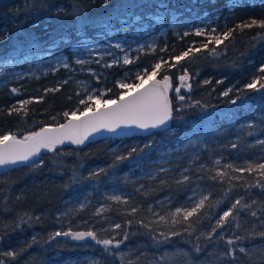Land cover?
<instances>
[{
    "label": "trees",
    "instance_id": "trees-1",
    "mask_svg": "<svg viewBox=\"0 0 264 264\" xmlns=\"http://www.w3.org/2000/svg\"><path fill=\"white\" fill-rule=\"evenodd\" d=\"M159 1L162 0H0V28L3 29L0 59L21 56L33 47L42 48L52 40L70 36L80 29L89 32L102 19L113 21L123 15H145L153 11ZM185 1L169 0L173 5ZM202 5L218 11L213 21L217 35L233 29L222 44L208 43L211 38L191 32L179 37L168 30L162 49L159 46L155 50L139 52L130 64L106 68L105 77L96 82H103L108 88V99L117 98L123 91L116 82L121 74L127 72L133 76V70L137 69L150 71L157 62L171 63L173 56L208 43V49L181 61L175 68L169 69L165 65L157 75H169L172 86H176L179 76L187 69L191 85L190 90L181 88L178 95L169 90L173 112L168 126L149 134L100 139L87 145H59L55 151L45 149L41 152L35 161L42 160V165L24 164L0 172V264H60L88 251L97 257L93 264H121L122 251L128 244L136 246L137 250L138 259L132 264H154L145 253H140L137 244L141 241L154 250L161 243L172 242L189 247L192 258L182 264H264V253L251 258L242 253L244 260L237 263L228 258L241 253L240 246L264 243V236L260 235L264 233L263 225L249 223L252 218L264 220V186L257 185L261 177L258 171L233 170L246 169L257 159H264V154L258 156V143L230 140L237 132L234 126L242 119L250 118V114L255 117L264 114V89L246 88L254 79L264 76L260 72L264 66V28L259 26V22L264 21V0H238L232 8L227 6L226 0H204ZM77 7L79 12L75 11ZM253 20L257 24L252 27H237ZM191 41L195 44H189ZM212 48H216L215 54L210 51ZM68 70L59 68L52 75L24 77L0 84V135L11 133L23 137L45 124L62 122L66 119L65 112L79 114L83 111L85 105L79 103L82 94L66 77ZM57 77L59 81L55 79ZM228 89H232L228 96L221 95ZM179 95L185 99L180 100ZM234 99L235 104L231 103ZM22 100L30 103L20 104ZM232 120L234 124L230 123ZM135 139L145 141L149 150L139 154L136 160H132L135 153L117 163L115 157L127 155L135 147L132 143ZM176 141L186 143L187 149L180 159L172 162L176 163L175 170L186 167L185 171L180 177L160 171L155 176L138 178L133 186L128 184L130 199L138 211L135 215H127L118 209L114 211L120 229L101 230L104 221L88 218L89 209L81 208L68 215L69 223L57 231L56 214L67 198L89 188L99 191L121 182V173L136 161L145 165L157 150L173 146ZM217 157L220 165H214ZM228 165H232V169ZM100 169L104 172L92 175ZM217 169L225 171L227 176L213 180ZM185 175L189 177L188 181L178 183ZM261 183L264 184V180ZM195 185L205 187L211 196L206 207L190 218L191 227L185 222L171 231H163L144 219L142 212L165 196L170 207L188 203ZM241 197L246 203L255 201L253 205L257 207L234 211L235 220L230 217L229 223L223 229H217L209 239L208 234L219 216ZM251 211H257V216H251ZM128 220L132 221L131 225ZM139 221L149 224L151 231ZM67 231H94L99 239L123 243L118 249L110 246L105 250L91 238L76 241L58 236L50 239L56 232ZM161 232L180 234L169 236L165 241ZM229 239L234 240L233 245L227 243ZM230 250H234L233 255L228 254ZM7 252L17 255L15 258L4 255Z\"/></svg>",
    "mask_w": 264,
    "mask_h": 264
},
{
    "label": "rangeland",
    "instance_id": "rangeland-1",
    "mask_svg": "<svg viewBox=\"0 0 264 264\" xmlns=\"http://www.w3.org/2000/svg\"><path fill=\"white\" fill-rule=\"evenodd\" d=\"M190 1H196V3L190 4L189 1L186 0L182 4L173 5L169 0H162L157 2L153 11L145 15H139L137 13L133 15H123L113 21L102 19L97 22L89 32L80 29L70 36L61 39L56 38L42 48L33 47L21 56L0 59V84L18 81L24 77H36L45 74L52 75L55 71H58L59 68H66L69 69L66 77L72 80L77 88V92L82 94V99L87 101L89 95L95 96L101 93H104L102 99H108L106 96L108 88L105 84L103 82L96 83L105 77V69L110 68L107 67V65H122L124 64L123 59L125 56L132 60L139 52L155 50L159 46L161 47L160 49H162L164 43L163 39L168 30H171L172 33L179 37L189 32L195 34L197 30H202L206 33V35H202L207 38H211L212 35H217V32L213 33L212 30L215 29L213 21L216 20L218 11L203 7L202 2L204 0ZM237 1L238 0H226V3L227 6L230 3L235 5ZM200 6L201 9H199ZM125 20L128 22L125 23ZM104 21H110V24L101 26ZM2 30L3 29L0 28V35ZM117 44L120 45L119 48L115 47ZM189 44L192 45L195 43L191 41ZM77 60L83 62L77 63ZM114 61L117 62L114 63ZM138 74L142 75L144 72L138 69L133 70V76L127 72L123 73L118 76L116 82L117 84L138 83L136 80ZM55 79L59 81L58 77ZM179 86L180 81H178L176 86H172L170 91L178 95L174 89ZM181 88L185 89V87ZM23 102L24 100L20 101V104H23ZM94 107H96V105H93V108ZM250 115V118H244L234 126V131L237 130V132L230 140H243L244 143L249 144L258 143L260 145L258 156H261L264 154V143H261V141H264V114L262 112L257 114L256 117L254 116L255 114ZM259 117L262 118L258 119ZM230 123L234 124L235 121L232 120ZM132 143L138 150L136 156L132 157V160H136L139 154L149 150V148L144 145L145 141L139 142L135 139ZM185 146L186 143L176 141L173 146H169L164 150H157L152 158L147 159L145 165L136 161L131 168L121 173V182L102 188L99 191L89 188L67 198L56 214L55 222L58 225L57 231L69 223L68 215L75 213L77 209H81V205H84L83 208L89 209L90 216L88 218L104 221L101 230H117L114 227V225L118 223L114 211L118 209L128 213L131 207L135 206L134 202L130 199L131 189H129V185L133 186L140 177L155 176L161 169L166 170L163 171V174L180 177L186 167L175 170L176 163L172 161H176L184 155V151L187 149ZM141 149L142 151H140ZM192 158L193 156L188 157V161L191 162ZM216 160L220 161V158L217 157L214 159V165H216ZM258 163H264V159H257L255 164ZM201 194H208L206 188L195 185L189 197L195 195L198 199ZM110 195H121L129 201V204L124 205L110 201L108 199ZM169 203L167 196H165L157 200L155 204H150L145 211L142 212L144 219L163 231H171L177 228L180 223L172 225L171 217L168 214L174 211L176 207L189 206L191 201L189 200L188 203L176 207H170ZM247 203L252 204L250 201ZM102 206L105 207V211L97 215V209ZM255 207L257 206L253 205L252 208ZM153 213L158 215L154 216ZM159 215L166 216L167 222L152 223V221L158 220ZM247 218L250 219L249 217ZM245 222L248 223V220ZM249 223H253L255 226L262 224L264 227V220L261 218H252ZM135 247L136 246L128 244L123 251L121 250L122 253H124L120 261L121 264H132L138 259ZM137 247L140 253H145L154 264H182L187 260H191L193 254L189 247L176 242H172L171 244L161 243L160 246H157V250L150 248L142 241L138 242ZM241 247L245 249L243 254H246L250 258L264 253V243L244 245L239 248ZM221 255L223 254L221 253ZM126 257H128V260L125 259ZM228 258L237 263L240 259L244 260V255H242V253H236L233 258H231V256H228ZM96 259V255L88 251L71 259H66L60 264H93Z\"/></svg>",
    "mask_w": 264,
    "mask_h": 264
},
{
    "label": "snow or ice",
    "instance_id": "snow-or-ice-1",
    "mask_svg": "<svg viewBox=\"0 0 264 264\" xmlns=\"http://www.w3.org/2000/svg\"><path fill=\"white\" fill-rule=\"evenodd\" d=\"M107 2V0H106ZM229 8L235 7L234 4L230 3ZM75 11L79 12L77 7ZM128 21L125 20V23ZM110 24V21L102 22L101 26H106ZM257 21L253 20L250 24L238 25L237 27H252L256 25ZM259 26L264 28V21L259 22ZM233 29H229L226 32L221 33L220 35H212L211 40L208 43L214 41L218 46L223 43L224 40H227ZM215 32V29L212 30ZM197 36L205 34L202 30H197L195 33ZM187 35V33H185ZM221 36L223 39H221ZM208 43H204L201 47L198 48H188L186 51L181 52L179 55H175L171 58L172 62L160 61L157 62L151 69V71L145 69L144 74H138L136 80L138 83H119L123 91L119 94L117 99H102L104 93L100 95H89L87 101L81 99L79 103L85 105L84 110L77 115L76 111L71 113H63L64 117L67 118V123L59 124L58 126L52 127H42L39 131L31 132L28 135L24 136L22 139L17 138L16 135L11 133L0 135V167L7 165H15L18 163H28L32 162L33 164H43V161H35L33 158L39 156L41 149H46L48 151H55L58 145H63L65 142H70L74 145H82L86 140L89 139L94 133H99L101 131H106L116 135H131L130 131H125L126 129H139L142 131H148L149 129H158L167 124V122L172 118V105L169 99V90L172 88L171 77L169 75H163L161 79H156L157 75L160 73L162 67L165 65L171 69L175 68L177 65L184 61L185 59L194 56L196 53H199L202 49H208ZM115 47L119 48L120 45L117 44ZM213 54L216 52V48L210 50ZM77 63H82L83 61L77 60ZM117 61H114L116 63ZM124 64H130L132 61L125 56L123 59ZM112 65H107L111 67ZM260 72L264 73V66H261ZM180 86L175 87L174 91L180 93L181 87H186L189 90L191 85L187 83L189 76L187 69L184 70L183 74L179 76ZM209 83V81H205ZM219 83V81H218ZM145 85H148L145 87ZM247 89L253 91H260L264 89V76L259 79H254L251 83L246 85ZM58 90V89H57ZM13 92L16 89H12ZM51 91V90H50ZM232 89L221 93L223 96H228ZM129 95L130 93H133ZM180 100H184L183 95H179ZM30 103V101H24L23 104ZM231 103L235 104L236 100H232ZM93 105H96L93 108ZM101 105L103 106L101 108ZM16 110V109H13ZM264 143V141H261ZM235 147V145H233ZM137 148L133 147L129 150L127 155H117L115 160L117 163L120 161L129 159L133 154L137 153ZM142 151V149L140 150ZM216 165L220 164L219 160L215 161ZM229 169H232V165L227 166ZM237 172H253L258 171L261 180L257 181V185L264 186L261 183L264 180V163L258 164H249L245 168H236L233 169ZM161 171H166L161 169ZM104 172L103 169H100L99 172L93 173L92 175L98 176L100 173ZM227 176L225 171L217 169L215 175L212 177L213 180L223 179ZM189 177L184 176L182 181L178 183H183L188 181ZM238 179V177H236ZM211 193L201 194L197 199L194 195L190 197V205L187 207L181 206L176 207L174 211H171L168 215L171 217L172 225L178 223L187 222L189 227H191L190 218L198 215L205 207L209 201ZM110 201L127 205L129 201L122 197L121 195H110L108 197ZM255 204V201H253ZM253 204H248L243 201V198L236 199L234 203L226 210L223 211L222 215L216 220L215 226L212 228V232L208 234V238L211 239L212 234L216 233L217 229H223L228 223L229 218L233 216V212H239L242 209H251ZM84 205H81L83 208ZM105 211V207L97 209L96 214L100 215ZM138 211V208L133 206L127 215H135ZM153 215H158L153 213ZM251 216L256 217L257 211H251ZM167 218L164 215H159L158 220L152 221V223H166ZM129 225L132 224L131 220H128ZM139 223L145 227L149 228L151 231L150 225L139 221ZM239 226V225H237ZM116 229H120L121 225L119 223L115 224ZM178 232H171L169 235H165L163 232L160 233V236L166 241L169 239V236L179 235ZM261 236H264V233H260ZM58 236L71 237V239L79 241L84 240L85 238H91L97 244L104 246L105 250H108L110 246L114 248H120V245L123 241H114V239H99L97 234L94 231L87 232H56L50 237L54 239ZM124 239H127V234H125ZM155 239V238H154ZM239 239V237H237ZM229 245L234 244V240L229 239L227 241ZM241 253L245 252L243 247L239 248ZM229 255L234 254V250H230ZM6 256L15 258L17 253L7 252L4 253Z\"/></svg>",
    "mask_w": 264,
    "mask_h": 264
},
{
    "label": "water",
    "instance_id": "water-1",
    "mask_svg": "<svg viewBox=\"0 0 264 264\" xmlns=\"http://www.w3.org/2000/svg\"><path fill=\"white\" fill-rule=\"evenodd\" d=\"M162 77H156V79H161ZM171 84H172V82H171ZM148 85H145V87H147ZM132 94H134V92L133 93H130L129 95H132ZM114 99H117V98H114ZM169 99H170V95H169ZM170 101H171V99H170ZM171 105H172V103H171ZM103 106L101 105V108H102ZM95 108V107H94ZM173 109V108H172ZM173 112V111H172ZM77 115H79V114H77ZM171 120H172V118L167 122V124L165 125V126H163V127H166V126H168L169 124H170V122H171ZM63 123H67V118L66 119H64L62 122H60V123H56V124H45V125H43V126H41L40 128H38L37 130H35V131H33V132H36V131H39L42 127H47V126H52V127H55V126H58L59 124H63ZM163 127H161V128H163ZM159 129V128H158ZM154 130H156V129H149L148 131H142V130H139V129H126L125 131H130L132 134L131 135H133V134H149V133H151L152 131H154ZM28 135V134H27ZM26 136V135H25ZM125 136H129V135H116V134H113V133H109V132H106V131H101V132H99V133H94L92 136H90L89 137V139L88 140H86L85 141V143L84 144H82V145H87L88 143H91V142H94V141H96V140H100V139H108V138H123V137H125ZM24 137V136H23ZM23 137H17V138H23ZM63 145H74V144H71L70 142H65ZM59 146V145H58ZM45 149H41V152L42 151H44ZM41 152H40V154H41ZM39 154V155H40ZM38 157L39 156H37V157H34L33 159L34 160H37L38 159ZM30 163H32V162H28V163H18V164H15V165H7V166H4V167H0V172H4V171H8V170H10L11 168H13V167H18V166H21V165H24V164H30Z\"/></svg>",
    "mask_w": 264,
    "mask_h": 264
}]
</instances>
